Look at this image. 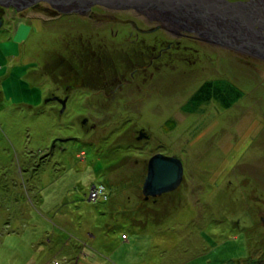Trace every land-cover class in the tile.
<instances>
[{
	"label": "rangeland",
	"instance_id": "374dc122",
	"mask_svg": "<svg viewBox=\"0 0 264 264\" xmlns=\"http://www.w3.org/2000/svg\"><path fill=\"white\" fill-rule=\"evenodd\" d=\"M3 16L0 264H264L263 60L134 10ZM154 153L183 180L144 198Z\"/></svg>",
	"mask_w": 264,
	"mask_h": 264
},
{
	"label": "water",
	"instance_id": "95a60500",
	"mask_svg": "<svg viewBox=\"0 0 264 264\" xmlns=\"http://www.w3.org/2000/svg\"><path fill=\"white\" fill-rule=\"evenodd\" d=\"M45 3L59 15H86L93 6L134 10L167 32L193 33L200 40L264 61V0H0L16 12ZM2 19L0 18V28ZM143 178L144 198L176 190L183 180L182 160L154 153Z\"/></svg>",
	"mask_w": 264,
	"mask_h": 264
},
{
	"label": "flooded vegetation",
	"instance_id": "af4514ba",
	"mask_svg": "<svg viewBox=\"0 0 264 264\" xmlns=\"http://www.w3.org/2000/svg\"><path fill=\"white\" fill-rule=\"evenodd\" d=\"M37 7H38V6H37ZM8 9H12V8H8ZM8 9L3 8V7H0V18L2 19V24H3V21H4V16H3V15L7 14V10H8ZM13 10H14V9H13ZM104 10H105V11H111V12L122 11V10H110V9H108V8H106V7H101V6H97V5H96V6H93V7L88 11V12H89L88 14L83 15L82 18H83V17H91V18L95 17V19H100V18L102 17V14H103ZM14 12H16V11L14 10ZM75 15H76V14H75ZM80 16H81V15H80ZM138 18L142 19V20H143L142 22H147V21H148V19H146L144 16L139 15V14H138ZM134 22H135V21H134ZM153 24H155V25H154L153 27H150L149 30H145L144 28H140L137 24H136V26H135V29H136V31H138V32H147V31H158V30H162V31H164L165 33H167L168 35L171 34L172 36H174V37H176V38H178V39H180V40H181V38H182V39H192V40L203 41V40H200L199 38H197L193 33H188V32H185V31H180L179 34H174V33H171V32H167V31H165L164 29H162V28H160V27L157 28V26H158V22H157V23H153ZM180 40H178L177 42L180 43ZM203 42H205V41H203ZM205 43H206V42H205ZM170 45H171V44H169L167 48H169ZM128 74H130L131 78H133V74H132V72H130V73H128ZM123 84H124V82L118 84V88H117V90H118ZM73 88H74V87H72V85L66 84V85H65L66 94H68V93H67L68 90H72ZM103 89H104V88H103ZM98 90H99V88H98ZM101 91H104V90H101ZM114 91H115L114 89L111 90V92H114ZM83 121H86V119L83 120Z\"/></svg>",
	"mask_w": 264,
	"mask_h": 264
},
{
	"label": "built area",
	"instance_id": "2783aa9c",
	"mask_svg": "<svg viewBox=\"0 0 264 264\" xmlns=\"http://www.w3.org/2000/svg\"><path fill=\"white\" fill-rule=\"evenodd\" d=\"M89 196L88 198L93 201L96 200H100L102 201L103 199L107 198V192H105L104 186L101 185H94L91 187V189L89 190ZM123 238H125V236L123 235Z\"/></svg>",
	"mask_w": 264,
	"mask_h": 264
},
{
	"label": "crops",
	"instance_id": "0c3cea01",
	"mask_svg": "<svg viewBox=\"0 0 264 264\" xmlns=\"http://www.w3.org/2000/svg\"><path fill=\"white\" fill-rule=\"evenodd\" d=\"M123 235L125 236V238H123L124 240L128 239V235L127 234L122 233V237H123ZM72 258H75V259L77 258L78 261L75 260V263H76V262H81L84 257H77V256L74 255Z\"/></svg>",
	"mask_w": 264,
	"mask_h": 264
},
{
	"label": "trees",
	"instance_id": "16d2710c",
	"mask_svg": "<svg viewBox=\"0 0 264 264\" xmlns=\"http://www.w3.org/2000/svg\"><path fill=\"white\" fill-rule=\"evenodd\" d=\"M209 86H210V85L206 84V85L203 86V88H204L206 91H209V90H210V89H209V88H210ZM215 91H216V90H215ZM209 92H210V91H209Z\"/></svg>",
	"mask_w": 264,
	"mask_h": 264
}]
</instances>
